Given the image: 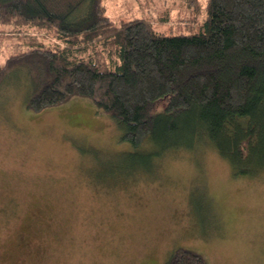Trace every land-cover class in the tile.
<instances>
[{
	"label": "rangeland",
	"instance_id": "1",
	"mask_svg": "<svg viewBox=\"0 0 264 264\" xmlns=\"http://www.w3.org/2000/svg\"><path fill=\"white\" fill-rule=\"evenodd\" d=\"M197 2V12L187 0L104 5L115 22L151 17L185 34L205 18ZM10 30L0 25V39ZM36 73L14 65L0 84V264H164L178 247L207 264H264V172L235 175L207 145L140 164L153 147L121 140L89 98L30 111Z\"/></svg>",
	"mask_w": 264,
	"mask_h": 264
},
{
	"label": "trees",
	"instance_id": "2",
	"mask_svg": "<svg viewBox=\"0 0 264 264\" xmlns=\"http://www.w3.org/2000/svg\"><path fill=\"white\" fill-rule=\"evenodd\" d=\"M203 1L205 18L193 20V31L166 34L151 17L115 22L104 0H0V25L11 28L0 44L10 38L15 48L0 46V84L12 66L31 61L40 80L30 111L89 98L116 121L121 140L153 147L140 164L207 145L235 175L257 177L264 172V0ZM187 2L199 10L197 0ZM164 264L207 261L178 247Z\"/></svg>",
	"mask_w": 264,
	"mask_h": 264
}]
</instances>
